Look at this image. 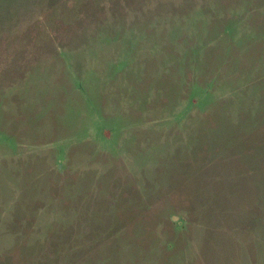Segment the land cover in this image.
I'll return each mask as SVG.
<instances>
[{
    "label": "rangeland",
    "instance_id": "374dc122",
    "mask_svg": "<svg viewBox=\"0 0 264 264\" xmlns=\"http://www.w3.org/2000/svg\"><path fill=\"white\" fill-rule=\"evenodd\" d=\"M0 264H264V0H0Z\"/></svg>",
    "mask_w": 264,
    "mask_h": 264
}]
</instances>
